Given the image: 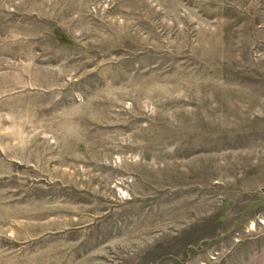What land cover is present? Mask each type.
I'll return each instance as SVG.
<instances>
[{
    "label": "rangeland",
    "instance_id": "1",
    "mask_svg": "<svg viewBox=\"0 0 264 264\" xmlns=\"http://www.w3.org/2000/svg\"><path fill=\"white\" fill-rule=\"evenodd\" d=\"M0 264H264V0H0Z\"/></svg>",
    "mask_w": 264,
    "mask_h": 264
}]
</instances>
